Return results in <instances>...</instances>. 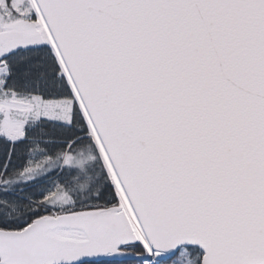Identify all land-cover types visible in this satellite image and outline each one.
<instances>
[{
    "label": "snow or ice",
    "instance_id": "1",
    "mask_svg": "<svg viewBox=\"0 0 264 264\" xmlns=\"http://www.w3.org/2000/svg\"><path fill=\"white\" fill-rule=\"evenodd\" d=\"M0 264H264V0H0Z\"/></svg>",
    "mask_w": 264,
    "mask_h": 264
}]
</instances>
